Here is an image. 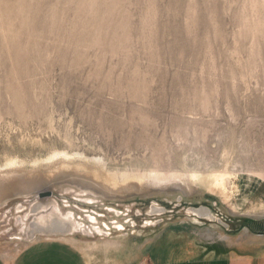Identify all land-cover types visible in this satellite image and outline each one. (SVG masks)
Wrapping results in <instances>:
<instances>
[{
    "label": "rangeland",
    "instance_id": "374dc122",
    "mask_svg": "<svg viewBox=\"0 0 264 264\" xmlns=\"http://www.w3.org/2000/svg\"><path fill=\"white\" fill-rule=\"evenodd\" d=\"M56 151L88 169L57 170ZM0 165L32 177L0 203V264L66 242L92 260L161 247L193 258L180 264H264V206L243 203L264 192V0H0ZM154 172L183 181L139 184ZM54 205L87 225L122 211L127 235H32Z\"/></svg>",
    "mask_w": 264,
    "mask_h": 264
},
{
    "label": "bare ground",
    "instance_id": "6f19581e",
    "mask_svg": "<svg viewBox=\"0 0 264 264\" xmlns=\"http://www.w3.org/2000/svg\"><path fill=\"white\" fill-rule=\"evenodd\" d=\"M74 156V155H73ZM76 156V155H75ZM74 156V157H75ZM86 156V155H85ZM72 157V155L70 153H68L67 151H56L55 153H53L52 156H48V159H53V158H57L60 160L59 161V167L57 168V170L61 171V172H64V170H66V168H68V165H71V164H77V165H82V166H85L86 169H88L86 166L85 163H83L81 160V162H77L75 161V158ZM79 157V156H78ZM81 158V157H80ZM84 158V157H83ZM86 158V157H85ZM47 159V158H46ZM45 159V160H46ZM87 159V158H86ZM88 160V159H87ZM96 160V159H95ZM43 161V160H42ZM48 161V160H47ZM54 161V160H53ZM58 161V160H57ZM93 161V160H92ZM97 161V160H96ZM16 161L14 160H10L6 165H13ZM77 162V163H76ZM88 162V161H87ZM98 163L96 164H100V161L98 160L97 161ZM17 163V162H16ZM37 163V161H36ZM103 164V163H102ZM51 165V164H50ZM54 165V164H53ZM52 165V166H53ZM56 166V165H55ZM90 166V165H89ZM102 166V165H101ZM104 166V165H103ZM51 167V166H50ZM49 167V168H50ZM97 167V166H96ZM100 167V166H99ZM98 167V168H99ZM0 168H2V166L0 165ZM93 168V167H92ZM55 169V168H54ZM76 169V168H75ZM90 169V168H89ZM50 170V169H49ZM55 169V171H57ZM100 168L95 170L93 176H90V178H94L98 175H100ZM1 171V170H0ZM54 171V170H53ZM52 171V172H53ZM67 171V170H66ZM69 171V170H68ZM67 173V172H66ZM53 174V173H52ZM58 174V173H57ZM56 174V175H57ZM75 174V173H74ZM78 174V173H77ZM86 174V173H85ZM91 174V173H90ZM128 174V173H127ZM127 174H124V183H125V180L127 181H131L130 183V186L132 188H138V184H136L134 181H136V179L132 180L130 178V176L128 177ZM25 175V174H24ZM24 175H21V174H17L16 172H7V173H4V174H1L0 173V185L4 182H7V181H10L12 180L14 177H18V180L20 181H24L25 182H29L32 177L30 178H27V174H26V177ZM61 175V173H60ZM183 175V174H182ZM117 176H119L117 174ZM189 176V175H188ZM38 177V176H37ZM36 177V178H37ZM123 177V176H122ZM183 177V176H181ZM186 177V175L184 176ZM191 177L193 178H196V179H202V176L199 174H192ZM88 178V177H87ZM116 178H119V177H116ZM192 178V179H193ZM237 178V177H236ZM138 179L140 180L139 184H141V182H143V180H145L142 184L144 185L145 182H150L151 184H155L154 188H156V186H160L161 184H167L168 182L167 181H171V180H177V182L179 183L178 179H177V175H170V176H166V175H161L159 174L158 172H154V174H144V175H141V176H138ZM181 179V178H179ZM87 180V179H86ZM95 180V179H94ZM110 180V179H109ZM108 180V181H109ZM189 180V179H188ZM194 180V179H193ZM114 181V180H113ZM117 181V180H116ZM183 181V180H182ZM180 181V182H182ZM190 181V180H189ZM209 182L212 183V185L214 187H216L217 189L219 190H222V191H225V189L227 188L226 187V179L224 177V175H213L211 176V178L208 179ZM31 182V181H30ZM33 182V181H32ZM85 182V181H84ZM94 182V181H93ZM96 182V181H95ZM111 182V180H110ZM119 179H118V183H119ZM146 182V183H147ZM176 182V183H177ZM186 182V181H184ZM183 182V183H184ZM188 182V181H187ZM186 182V183H187ZM83 183V182H82ZM92 183V182H91ZM128 183V182H126ZM172 183V182H171ZM189 183V182H188ZM89 184V183H88ZM123 184V183H122ZM141 184V185H142ZM158 184V185H157ZM170 184V183H169ZM174 184V183H173ZM182 184V183H181ZM113 185V184H112ZM115 185V183H114ZM119 185V184H118ZM127 186V184H123L122 186ZM129 185V184H128ZM179 185V184H178ZM187 185V184H186ZM91 186V185H90ZM104 186H106L108 188L107 185L104 184ZM125 186V187H126ZM148 186V185H147ZM158 186V187H159ZM165 185H163L164 187ZM167 186V185H166ZM183 186V184H182ZM103 187V186H102ZM112 187V186H111ZM115 187V186H113ZM119 187V186H118ZM121 187V185H120ZM124 187V188H125ZM141 187V186H140ZM187 187V186H186ZM92 188V187H91ZM106 188V189H107ZM144 188V187H142ZM162 188V187H161ZM127 189V188H126ZM188 189V188H187ZM108 190V189H107ZM112 190V189H111ZM115 190V189H114ZM112 190V191H114ZM241 190H242V183H239V182H232V192L230 194V196H233V194L235 193V196H238L240 193H241ZM86 191V190H85ZM189 191V189H188ZM246 196V195H245ZM88 200V204H94L95 202H98L97 200L94 199V197H91V196H85L83 198V200ZM82 201V200H81ZM238 202H235V204H237ZM243 203H245V206H248V207H252V208H256V209H259L260 207H263L264 206V192H256V193H252L250 194L249 196H246V199L243 201ZM69 206V205H68ZM22 206H20L19 208L17 207V213H21L23 211V209H21ZM39 208V206H38ZM45 208V207H43ZM54 208V212L51 213L50 216L48 217H42L40 219V222L36 223L34 226H33V230H32V235H35V234H38V233H42L44 231H47L49 233H58V234H76V233H80L82 234L83 236H87V237H93V238H96V237H99L101 240L103 239H106V240H111V239H114L112 238V235H113V231H112V226H110V224L114 226V229H115V233H118V237H121L122 234L123 235H127L125 234L126 232V229L127 227H125V223L126 222H121V221H118L117 217H119L120 215L123 214L122 211H119V210H115V209H111V210H115L114 213L117 217H114L113 219V222L111 223H107L105 222L104 224H101V222L99 221V217L97 215H95L94 213H90L87 215V219L89 220V224H85L83 223L80 219H78V217L75 216V213L73 211H68L67 214H64V213H61V208H59V206L57 205H54L53 206ZM73 210V209H72ZM67 211V210H66ZM194 211L196 212V215L200 218H205V217H210V211L208 209H205V208H199V209H194ZM193 212V210H192ZM127 214V213H126ZM27 216V215H26ZM124 221V220H123ZM131 221V220H130ZM130 221L128 220L127 222L130 223ZM110 226V227H109ZM135 226V225H134ZM136 227V226H135ZM149 227V226H148ZM147 227V228H148ZM81 230H83V232H81ZM107 230V231H105ZM18 239H21V237H18ZM97 247H99V243H95ZM85 253L86 255L89 257V259L91 260V254L90 252H86L85 250ZM161 257V256H160Z\"/></svg>",
    "mask_w": 264,
    "mask_h": 264
},
{
    "label": "crops",
    "instance_id": "0c3cea01",
    "mask_svg": "<svg viewBox=\"0 0 264 264\" xmlns=\"http://www.w3.org/2000/svg\"><path fill=\"white\" fill-rule=\"evenodd\" d=\"M119 248V244L117 245ZM154 249V248H153ZM51 251V252H50ZM88 250H86L87 252ZM93 253L92 251H89ZM185 253L174 254L166 248L158 247L153 254L151 252L148 262L144 264H180L191 261L193 258L184 261L182 258ZM179 255L180 260H179ZM161 256V257H160ZM95 259L91 260L82 249H76L70 243H51L45 248H29L22 253L12 264H129L128 256L117 257L109 256L108 253L102 256L94 252ZM212 259L214 256H211ZM100 262V263H98Z\"/></svg>",
    "mask_w": 264,
    "mask_h": 264
},
{
    "label": "water",
    "instance_id": "95a60500",
    "mask_svg": "<svg viewBox=\"0 0 264 264\" xmlns=\"http://www.w3.org/2000/svg\"><path fill=\"white\" fill-rule=\"evenodd\" d=\"M28 185L20 184L18 177H14L12 180L4 182L0 185V203H3L13 197H17L19 193H24ZM29 190V189H28ZM52 195L51 191L39 193V197H46Z\"/></svg>",
    "mask_w": 264,
    "mask_h": 264
}]
</instances>
